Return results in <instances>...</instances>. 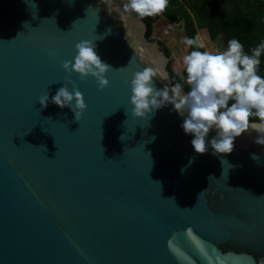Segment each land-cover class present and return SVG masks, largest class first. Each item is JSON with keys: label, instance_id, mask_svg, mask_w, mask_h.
Instances as JSON below:
<instances>
[{"label": "water", "instance_id": "95a60500", "mask_svg": "<svg viewBox=\"0 0 264 264\" xmlns=\"http://www.w3.org/2000/svg\"><path fill=\"white\" fill-rule=\"evenodd\" d=\"M126 2L0 0V264H264L259 134L216 153L212 129L199 154L173 104L134 116L137 70L175 85L169 52ZM86 39L113 69L104 89L71 74L87 103L77 121L39 98L64 86Z\"/></svg>", "mask_w": 264, "mask_h": 264}, {"label": "clouds", "instance_id": "9594fccd", "mask_svg": "<svg viewBox=\"0 0 264 264\" xmlns=\"http://www.w3.org/2000/svg\"><path fill=\"white\" fill-rule=\"evenodd\" d=\"M168 5L169 0H127L123 7L144 18L163 14ZM185 43L193 49L183 59L189 91L185 93L179 84L157 90L153 78L159 76L167 80V75L153 66L137 70L130 82L133 115L149 118L154 109L173 104L181 116L186 114L182 128L186 134L194 135L191 143L199 154L208 151L206 137L212 129L217 130L210 141L216 153H231L235 139L245 132H257L255 142L264 145V76L258 74L264 41L254 47L250 55L236 38L230 39L227 49L221 52L206 50L199 34L186 37ZM75 47L78 54L74 63L66 60L62 65L69 74L64 86L51 98L45 92L39 102L44 107L50 100L61 108L68 107L80 121L87 103L84 94L71 80V74L79 73L82 80L95 77L100 89H104L110 83L106 74L113 68L101 60L93 41L82 40ZM69 84L73 85L71 90ZM252 117L258 118L259 122H252ZM253 159L259 160V157L253 154ZM186 231L188 236L192 235L190 228Z\"/></svg>", "mask_w": 264, "mask_h": 264}, {"label": "trees", "instance_id": "16d2710c", "mask_svg": "<svg viewBox=\"0 0 264 264\" xmlns=\"http://www.w3.org/2000/svg\"><path fill=\"white\" fill-rule=\"evenodd\" d=\"M161 17L173 23H183L188 38L195 37L204 29L208 31L211 40L223 37L227 45L230 39L236 38L249 55L254 47L264 41V0H169L163 14L144 17L148 26L147 38L151 39L154 24ZM200 36L208 45L207 34L201 32ZM161 44L171 57L170 51ZM191 50L189 46L188 54ZM171 66L172 62L170 75L173 84L181 85L185 92L189 91L185 68L182 72H176ZM258 74L264 76V54L261 56ZM252 122H259L258 118L252 117Z\"/></svg>", "mask_w": 264, "mask_h": 264}, {"label": "rangeland", "instance_id": "374dc122", "mask_svg": "<svg viewBox=\"0 0 264 264\" xmlns=\"http://www.w3.org/2000/svg\"><path fill=\"white\" fill-rule=\"evenodd\" d=\"M201 32H205L209 39V44H206V50L210 52H221L227 49L228 45L223 37H218L213 41L211 40L206 29H204L203 31L200 30L199 35L201 34ZM186 37L187 34L185 33L183 23H173L169 19L161 17L154 24V31L151 40L163 43L164 46L170 51V62H172L171 67L176 72H182L185 68L183 59L189 51V46L185 43Z\"/></svg>", "mask_w": 264, "mask_h": 264}, {"label": "crops", "instance_id": "0c3cea01", "mask_svg": "<svg viewBox=\"0 0 264 264\" xmlns=\"http://www.w3.org/2000/svg\"><path fill=\"white\" fill-rule=\"evenodd\" d=\"M203 31V30H202Z\"/></svg>", "mask_w": 264, "mask_h": 264}]
</instances>
